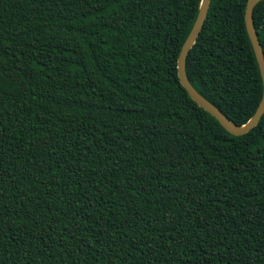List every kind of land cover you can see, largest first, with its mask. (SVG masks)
<instances>
[{
    "label": "trees",
    "instance_id": "obj_1",
    "mask_svg": "<svg viewBox=\"0 0 264 264\" xmlns=\"http://www.w3.org/2000/svg\"><path fill=\"white\" fill-rule=\"evenodd\" d=\"M248 1L210 0L186 62L237 125ZM201 2L0 0V264H264V115L233 136L178 76Z\"/></svg>",
    "mask_w": 264,
    "mask_h": 264
},
{
    "label": "water",
    "instance_id": "obj_2",
    "mask_svg": "<svg viewBox=\"0 0 264 264\" xmlns=\"http://www.w3.org/2000/svg\"><path fill=\"white\" fill-rule=\"evenodd\" d=\"M262 1L264 0H249L245 11V24L247 33L260 68L263 82V96L259 107L253 117L246 124L237 125L231 121L216 105L208 101L195 89V87L189 81L186 73L187 57L203 30L210 8V0H202L195 23L182 46L178 59V76L181 85L187 90L189 96L197 103L199 107L203 108L206 112L213 116L219 122V124L233 136H243L248 134L258 125L262 116L264 115V52L256 31L253 17L255 7Z\"/></svg>",
    "mask_w": 264,
    "mask_h": 264
}]
</instances>
